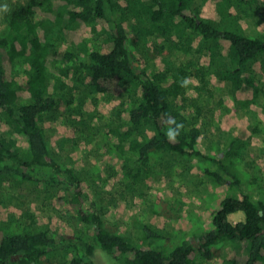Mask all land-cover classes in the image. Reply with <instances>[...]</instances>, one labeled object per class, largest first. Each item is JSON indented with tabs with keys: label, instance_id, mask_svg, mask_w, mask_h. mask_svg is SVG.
<instances>
[{
	"label": "trees",
	"instance_id": "16d2710c",
	"mask_svg": "<svg viewBox=\"0 0 264 264\" xmlns=\"http://www.w3.org/2000/svg\"><path fill=\"white\" fill-rule=\"evenodd\" d=\"M196 2L25 0L5 13L0 186L10 177L15 185L33 181L55 198V205L42 223L34 210L13 207L0 193V264H103L96 261L99 249L114 259L112 264H264V198L232 190L243 178L258 182L264 155L246 162L252 168L247 178L233 172L239 138L220 130L217 140L208 146L202 142L212 110L202 97L210 83L231 81L235 110L255 108L264 92L253 78L255 71L264 74V0ZM251 16L257 17V28L247 33ZM78 28L85 32L68 39ZM173 49L192 52L194 58L177 63L169 56ZM243 87L252 94H238ZM104 94L124 96L104 130L79 133L91 146L83 150L91 163L87 167L77 151L64 156L60 148L74 141L79 123L98 115L85 105ZM169 117L183 124L175 140L166 136ZM56 125H65L66 132ZM195 164L222 191L210 197L204 211L185 214L190 234L136 217L132 220L143 235L139 243L107 225L109 201L101 195L107 184H134L133 192L144 197L136 184L145 174L164 172L172 180L178 171L188 177ZM149 204L155 213H166L158 199ZM238 211L244 218L233 223L229 216ZM225 241L237 243L241 253L218 259Z\"/></svg>",
	"mask_w": 264,
	"mask_h": 264
},
{
	"label": "rangeland",
	"instance_id": "374dc122",
	"mask_svg": "<svg viewBox=\"0 0 264 264\" xmlns=\"http://www.w3.org/2000/svg\"><path fill=\"white\" fill-rule=\"evenodd\" d=\"M23 2H25V0H0V31L6 30L7 27L8 22L5 13L10 11V8L14 3ZM199 2L200 0H197L196 3ZM4 5H7V11L2 10ZM256 18V16L247 18V33H252L257 28ZM98 24L103 26V20H99ZM84 32L85 30L83 28H78L73 30L67 38L70 40L78 39V37ZM169 56L177 63H180L186 59L194 58V53H187L179 49H173ZM153 62L154 61H151L150 64ZM253 78L262 90H264V74L255 71L253 72ZM208 88L209 92H206L202 99L204 102L208 103V106H210L212 110L209 111L210 113H207L210 118L208 117L204 126L202 142L204 145L208 146L214 140L219 138L220 130L231 132L233 137L239 138V141H237L236 144L240 146L236 145V150H233L235 151L233 152L235 154V166L233 167L238 170H233V172L241 174V171L245 177L249 178V173L252 172V168L251 165H248L246 162L251 161L252 159L255 160L261 158L264 155V92H261L258 96L256 102L257 106L255 108L238 106L235 110L234 107L236 108V104L233 99L234 88L230 80L224 81L221 86L210 83ZM248 88L251 89V87ZM79 90L83 89L79 86ZM238 92V94H244V96L250 95V92L252 94V91L247 90V88L244 87L243 90ZM121 96L123 97L124 95ZM121 96L104 94L98 96L97 102L92 101L93 104L88 102L85 105L86 110L95 109L97 110L98 115H93V118L88 116L84 123H79L74 141H68L62 145L60 148V154L65 156L77 151L76 158H82L86 163V166L90 167L91 163L86 159L83 150L87 151L91 146L87 141L82 140L79 137V133H81L82 130L83 132H88L90 128L94 127H102L101 130H104L103 127L109 121V117L112 116L114 105ZM94 103H97L96 106ZM68 116V122L71 120L73 121L71 115ZM56 126L59 127V131L62 133L66 132L65 125ZM254 126L259 127V129L257 131H251ZM242 141H244V148H242L241 145ZM224 142L226 143V140H224ZM19 144H24V141L20 140ZM241 151L243 152V159L240 161L238 155ZM226 159H228V157ZM198 167L199 166L195 164V167L193 168L194 172L190 173L188 177H181L178 171L174 172V175L171 177L172 180L167 177L164 172L159 176L155 175V173H152V175L145 174L144 179L136 184V187L138 185V189H143L146 193L144 197L140 196L138 191L133 192L135 188L134 184L130 186L131 190L129 189L130 187H127L124 183H115L114 186L107 184L105 186L106 189L101 192L104 202L106 203L109 201L105 204L108 208L106 211L105 222L109 227L114 229L121 228L130 233L137 242L141 241L143 235L141 230L136 227L132 220L136 217L153 226L160 225L161 227L170 230L172 225L176 230H183V232L190 234L191 230L188 225L189 222L186 218V213L195 214L204 211L206 204L209 203L210 197L213 198L219 194L218 192L222 191V188H220L219 191V188L216 187L217 183L208 175L202 174ZM214 168H216L215 165ZM160 169H163L162 166H160ZM180 170H182L181 167ZM259 176L261 177L258 182L249 183L250 185L247 183V179L243 178V184H239V188L233 187L232 185V190L237 193L242 190L253 195L255 198H264V172L259 173ZM0 193H3L2 197L11 198L10 201L12 202L13 207L18 205L34 210L40 216L39 221L42 223L48 221L49 213L55 205V198L51 199V197H47V190H45L42 185L33 181H25L19 185H15L14 179L10 177L7 181L4 180L0 186ZM112 198H114L115 201L111 204L110 200ZM157 199L159 200L160 209L164 210L166 213H155V210L149 207V203L156 201ZM56 201H58V197L56 198ZM9 210L11 209L9 208ZM243 218L244 214L242 211L231 213L229 216V219L233 223L242 220ZM68 230L69 229L67 228L66 231ZM90 231L92 230L90 229ZM169 238L171 239V237L167 238L168 241ZM229 253L232 255L234 253H241V248L238 247V244L235 242L232 244L229 241H225L217 251V258L223 259ZM96 255V261L99 263H115L114 259H112L108 253L100 249L96 252Z\"/></svg>",
	"mask_w": 264,
	"mask_h": 264
},
{
	"label": "clouds",
	"instance_id": "9594fccd",
	"mask_svg": "<svg viewBox=\"0 0 264 264\" xmlns=\"http://www.w3.org/2000/svg\"><path fill=\"white\" fill-rule=\"evenodd\" d=\"M3 11H7V5H4L2 8ZM188 83L187 78H185L184 81H182L181 86H186ZM167 124L169 125L168 130L166 132V136L170 139V140H175L176 137H178L180 135L181 130L183 129V124L182 123H178L174 118L169 117L167 120Z\"/></svg>",
	"mask_w": 264,
	"mask_h": 264
}]
</instances>
